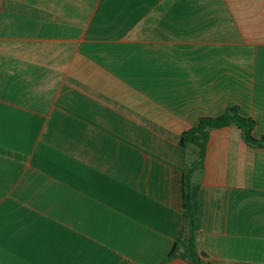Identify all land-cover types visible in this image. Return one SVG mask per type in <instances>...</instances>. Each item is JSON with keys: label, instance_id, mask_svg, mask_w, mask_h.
Segmentation results:
<instances>
[{"label": "crops", "instance_id": "obj_1", "mask_svg": "<svg viewBox=\"0 0 264 264\" xmlns=\"http://www.w3.org/2000/svg\"><path fill=\"white\" fill-rule=\"evenodd\" d=\"M233 106L264 137V0H0V264H191L181 136ZM238 128L192 177L205 263L264 264Z\"/></svg>", "mask_w": 264, "mask_h": 264}, {"label": "trees", "instance_id": "obj_2", "mask_svg": "<svg viewBox=\"0 0 264 264\" xmlns=\"http://www.w3.org/2000/svg\"><path fill=\"white\" fill-rule=\"evenodd\" d=\"M230 125L239 127L238 129L240 130L241 137L248 146L264 149V137L256 138L253 134V130L257 126L256 120L243 116L240 113V109L234 106L227 108L226 111L218 117H202L196 127L188 131L186 130L182 134L180 141L181 146L187 149L189 145H195L198 149L197 160H195L191 167L184 172L183 204L185 215L183 218L182 234L168 259L180 255L182 259L187 260L191 264H213L205 263L204 258L207 259L208 255L205 254V252H199L195 245V208L192 198V177L194 172L203 165L209 131L225 128Z\"/></svg>", "mask_w": 264, "mask_h": 264}]
</instances>
